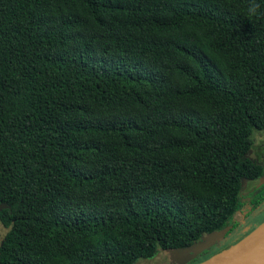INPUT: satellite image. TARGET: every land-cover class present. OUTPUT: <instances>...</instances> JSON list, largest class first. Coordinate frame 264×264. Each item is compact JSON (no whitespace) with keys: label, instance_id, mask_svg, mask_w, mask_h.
<instances>
[{"label":"trees","instance_id":"1","mask_svg":"<svg viewBox=\"0 0 264 264\" xmlns=\"http://www.w3.org/2000/svg\"><path fill=\"white\" fill-rule=\"evenodd\" d=\"M261 131L264 0H0V264H133L234 226Z\"/></svg>","mask_w":264,"mask_h":264},{"label":"water","instance_id":"2","mask_svg":"<svg viewBox=\"0 0 264 264\" xmlns=\"http://www.w3.org/2000/svg\"><path fill=\"white\" fill-rule=\"evenodd\" d=\"M259 179L263 180L264 176ZM229 228L226 226L218 231H212L184 248L166 249L165 251L172 264H187L222 239ZM199 264H264V221L235 245Z\"/></svg>","mask_w":264,"mask_h":264},{"label":"rangeland","instance_id":"3","mask_svg":"<svg viewBox=\"0 0 264 264\" xmlns=\"http://www.w3.org/2000/svg\"><path fill=\"white\" fill-rule=\"evenodd\" d=\"M264 133L262 132H257L254 133L252 136V145L248 151V158L251 160H254L256 162L262 163L264 158ZM264 183V179L260 181V179H258L257 181H242L241 182V188L239 191V200L241 202V207H245V203L247 202V199L249 198L250 195H252L253 192H255L257 189H259L262 184ZM261 191V190H259ZM257 192V191H256ZM250 197L249 203L252 202L251 206H254L256 203H258L260 201V199H264V195L261 193H257ZM248 203V204H249ZM244 205V206H242ZM249 207L248 205L246 206V208ZM264 208V200L261 202L260 205H258V207L256 208L255 211ZM242 209V210H243ZM245 210V209H244ZM242 214L240 212H236L233 216L234 221H241ZM255 215L252 214L251 218H254ZM250 218H248L247 221H245L247 223V225L245 224H241L240 226H237L235 228V231H233L231 234H233V236L231 238H229L230 240V244L228 246H225L228 244L229 240L223 241L221 243V241H217L210 249V251L207 252V254H203L201 256H198L195 258L196 263L195 264H199V263H203L204 261L215 257L217 255H219L222 251L226 250L227 248H229L230 246L235 245L237 242H239L244 236H246L249 232H251L255 227H257L260 223H262L264 221V212L261 214L260 218H257L255 220H249ZM256 222V226L254 223ZM249 228V229H247ZM243 230V231H242ZM6 230L4 228H2L0 226V243L3 239V236L5 234ZM231 234L227 235V237H230ZM226 237V238H227ZM234 239V240H233ZM237 239V240H235ZM133 264H172L169 258L168 253L164 250H157L156 253L154 254V256L150 259H137L134 261Z\"/></svg>","mask_w":264,"mask_h":264},{"label":"flooded vegetation","instance_id":"4","mask_svg":"<svg viewBox=\"0 0 264 264\" xmlns=\"http://www.w3.org/2000/svg\"><path fill=\"white\" fill-rule=\"evenodd\" d=\"M262 133H264V131H261ZM263 158H264V155H263ZM261 166H262V171L264 172V160H263V162L261 163ZM264 176V175H263ZM263 176H261V177H263ZM261 177H259V178H261ZM258 178V179H259ZM258 179H256V180H253V181H257ZM259 190H261V191H259ZM257 191V192H256ZM255 192H256V194L257 193H261V194H263L264 195V183L262 184V186L259 188V189H257ZM255 192H253L252 193V195H250L249 196V198L247 199V202L245 203V207H244V209H243V207H240V209L237 211V212H240L241 214H242V219H241V221H234V219H233V217L231 218V222L234 224V226L232 225V227L231 226H229L230 228H229V230H228V232L225 234V236L222 238V239H220V241H221V243L223 242V241H226V240H229V238H231L232 236H233V234H231L233 231H235V228L237 227V226H240L241 224H245V225H247V223L245 222V221H247L248 220V218H250L249 220H255V221H257L258 219L257 218H260V216H261V214L264 212V208H261V209H259V210H257V211H255L256 210V208L258 207V205H260L261 204V202L264 200V199H260V201L258 202V204L257 205H254V206H251V204H252V202L251 203H249V200H250V197L251 196H253L254 194H255ZM249 203V204H248ZM249 206V207H247L246 208V206ZM242 206H244V205H242ZM243 209V210H242ZM252 214H254L255 215V217L254 218H251V215ZM257 219V220H256ZM255 225H256V222L254 223ZM258 224H259V222H258ZM257 224V225H258ZM256 225V226H257ZM247 229H249V228H247ZM243 231V230H242ZM229 234H231V236L230 237H227V235H229ZM227 237V238H226ZM234 240V239H233ZM235 240H237V239H235ZM232 242V241H231ZM230 240L228 241V244L227 245H225V246H228L230 243ZM210 249H211V247L209 248V249H207V250H205V251H203L200 255H198V256H201V255H203L206 251H210ZM197 256V257H198ZM195 260V259H194ZM193 261V260H192ZM191 262V261H190ZM189 262V263H190ZM188 264V263H187Z\"/></svg>","mask_w":264,"mask_h":264}]
</instances>
